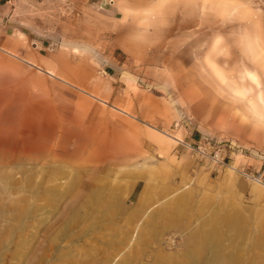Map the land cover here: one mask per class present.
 I'll return each mask as SVG.
<instances>
[{
  "label": "rangeland",
  "instance_id": "1",
  "mask_svg": "<svg viewBox=\"0 0 264 264\" xmlns=\"http://www.w3.org/2000/svg\"><path fill=\"white\" fill-rule=\"evenodd\" d=\"M8 10L0 89L39 126L0 117V264H264V185L243 174L264 167V11L251 0ZM153 99L158 125L130 111L150 115ZM207 143L225 146L226 165L199 153Z\"/></svg>",
  "mask_w": 264,
  "mask_h": 264
},
{
  "label": "crops",
  "instance_id": "2",
  "mask_svg": "<svg viewBox=\"0 0 264 264\" xmlns=\"http://www.w3.org/2000/svg\"><path fill=\"white\" fill-rule=\"evenodd\" d=\"M10 2H11V0H0V29L1 30L5 28V26H3V21H4V18L9 15L10 11L8 10V4H10ZM251 2H252V0H251ZM252 4H253V2H252ZM5 34H7V31L0 32V43L4 41ZM47 73L53 75V73L50 71H47ZM0 93L2 94V99H0V112H1L0 117L1 118L4 117V118H8V119H16V121L19 122L18 119L22 118V116L20 114L22 112L23 113L26 112V118H25V116H23V119H25L24 120L25 121L24 126L29 125L30 122H31L30 124H32V125H30L29 127L36 128L37 126H39V125H37L38 124L37 122L29 120L30 118H33V115L29 114L26 111L25 107H23L22 104L16 103L17 101H15V103H12V102L9 103L8 102V99L6 97V95L9 93L8 90H6L5 88H2V89H0ZM120 102L122 103V99L120 100ZM3 107H5V109H3ZM157 109H158V100L153 99V104L151 105L150 115L148 114L147 111L138 109L136 105H134L130 111L136 113V115L140 118L150 117L151 121H149V123L152 125H158L155 121H153V118L156 119L155 117L157 116ZM122 111L125 113H129V112L124 111V110H122ZM175 122H179V124L175 127H180V126L186 125V115L184 114L183 111H181V110L179 111V118ZM162 133L165 136H167L168 138H170L168 136L170 134H167L165 132H162ZM170 136H172L173 139L178 138L174 135H170ZM172 138H170V139H172Z\"/></svg>",
  "mask_w": 264,
  "mask_h": 264
},
{
  "label": "built area",
  "instance_id": "3",
  "mask_svg": "<svg viewBox=\"0 0 264 264\" xmlns=\"http://www.w3.org/2000/svg\"><path fill=\"white\" fill-rule=\"evenodd\" d=\"M252 2L258 9L264 11V0H252ZM178 124H179V122H175V126H177ZM187 146L190 147L191 149H193L192 145L187 144ZM197 150L199 151V153H201V155H203L204 157L214 161L215 163H218L220 165H226L225 156L223 155V152L225 150L224 145H218L215 143H213V144H210V143L201 144V145L197 146ZM262 166H264V165H262ZM243 174L252 180L257 178V180L262 183V180H264V167H262V172H259V170H258L255 173L243 172Z\"/></svg>",
  "mask_w": 264,
  "mask_h": 264
},
{
  "label": "bare ground",
  "instance_id": "4",
  "mask_svg": "<svg viewBox=\"0 0 264 264\" xmlns=\"http://www.w3.org/2000/svg\"><path fill=\"white\" fill-rule=\"evenodd\" d=\"M170 138H172V136L168 135ZM173 139V138H172ZM175 141H180V139L175 138ZM256 183L260 184V185H264V183H261L257 180V178L254 179Z\"/></svg>",
  "mask_w": 264,
  "mask_h": 264
}]
</instances>
